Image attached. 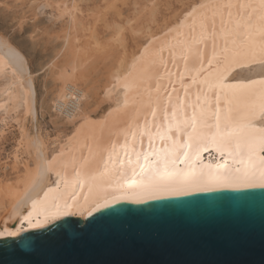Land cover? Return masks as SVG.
Segmentation results:
<instances>
[{
  "label": "bare ground",
  "instance_id": "bare-ground-1",
  "mask_svg": "<svg viewBox=\"0 0 264 264\" xmlns=\"http://www.w3.org/2000/svg\"><path fill=\"white\" fill-rule=\"evenodd\" d=\"M67 1L60 3L63 6L59 8L61 14L68 16L71 24L77 25L75 1ZM77 12L80 13L79 10ZM70 35L65 39L66 47L76 40ZM11 48V53L7 48L0 49V76L6 78L4 83L0 82L1 126L4 129L11 121L18 125L19 138L10 157L14 167L23 165L25 175L18 177L16 185L0 183V224L13 212L14 205L25 197V193L29 198L25 199L20 209L25 214L33 211V200L38 202L34 211L41 212L53 203L70 200L74 193H78L77 200L81 203L85 202V198L91 203L112 195L114 189L109 184H114L117 177L123 179L119 175L121 160L124 161L123 169L128 179L139 180L140 168L136 165H144L146 161L143 157L137 161L132 154V165L129 166L128 157L124 155L125 144L129 152L133 148L149 150L148 136H141L147 121L148 130L154 134L153 144L158 148L163 147L165 141H161L155 133L158 125L167 130L164 106H168L171 119L172 105H180V121L190 119L194 110L199 112L201 107L208 108L209 103L214 109L215 94L220 89L209 87L206 69L209 60H213V66L217 60L223 64L225 48L229 50V56L238 53L235 58L241 62L230 72L227 81L240 82L246 87L220 92L221 106L225 109L231 107L233 115L243 112L245 105L255 106L257 119L254 123H261L259 106L264 104V71L253 76L236 74L241 68L255 67L264 62V9L259 7V0H201L193 5L182 21H173L165 24L161 30L152 32L126 64L121 62L113 80L107 88L104 87L105 102L108 104L100 115H92L89 111L90 90L81 82L87 61L74 58L68 63L69 66L63 67L58 81H55L59 86L51 98L53 119L69 130L67 134L59 133L51 142L45 134L30 132L25 121L18 118L23 113L31 122L35 119V92L31 74L21 66H26L23 55L12 45ZM225 92L230 104L225 102ZM234 92L236 99H233ZM73 96L75 100L71 99ZM21 108L23 112L19 110ZM153 108H156L155 117L152 115ZM6 119L10 122L6 123ZM3 131L0 129V135H3ZM169 135L175 138V129ZM180 138L183 139L182 134ZM110 153L116 164L113 167L109 163L105 172L104 160L108 159ZM25 159H30L32 166H28ZM152 159L150 156L149 160ZM225 163L233 169L240 167L228 157L227 152L221 154L211 145L195 159L197 168L211 165L214 169L219 166L223 170ZM184 166L178 164L180 168ZM133 168L137 173L135 177ZM77 172L95 179L86 180L81 188L75 183Z\"/></svg>",
  "mask_w": 264,
  "mask_h": 264
},
{
  "label": "snow or ice",
  "instance_id": "snow-or-ice-1",
  "mask_svg": "<svg viewBox=\"0 0 264 264\" xmlns=\"http://www.w3.org/2000/svg\"><path fill=\"white\" fill-rule=\"evenodd\" d=\"M259 7L264 9V0H259ZM4 48L12 52L10 43L0 40V49ZM228 51L225 48L222 65L217 60L213 66V60H209V67L206 69L209 87L218 88L220 92L246 87L240 82L227 81L230 72L241 65L235 58L238 53L229 56ZM244 54L247 55L246 52ZM220 92L215 94L214 109L209 103L208 108L201 107L199 112L194 110L191 118L183 121L178 119L180 105H172L171 119L168 106H164L163 116L167 130L158 125L155 133L161 141H165L161 148L153 144L154 134L148 130L146 121L141 136H148L149 150L133 148L129 152L125 144L124 153L128 157L129 166L132 165V154L137 161L141 157L146 161L144 165H136L140 168V179L129 180L123 169L124 161L121 160L119 175L123 179L117 177L114 184H109V187L114 189L112 195L91 203L85 198V202L81 203L77 200L78 193H74L70 200L53 203L41 212L34 211L38 202L33 200V211H27L25 214L20 210L25 199L29 198L25 193V197L14 205L13 212L0 224V264H34V258L41 253L40 236L58 230L63 231L70 240L78 241L85 233L93 236H107L113 233L135 234L141 237L148 234L159 235L177 220L195 222L198 225L252 223L246 202L253 195L252 190H264V155H258L264 154V104L259 106L261 123L257 125L254 123L257 119L255 106L245 105L243 112L233 115L231 107L225 109L221 106ZM71 99L75 100L76 97ZM224 99L225 102L231 103L226 92ZM233 99H236L235 92ZM157 103L159 104V100ZM152 115L156 116V108L152 109ZM173 129L177 133L175 138L169 135ZM210 145L221 154L227 152L228 157L234 163L240 164V167L233 169L225 163L223 170L219 166L214 169L211 165L197 168L195 159ZM113 147L115 148V145ZM150 156L153 157L152 160H149ZM109 163L113 167L116 164L111 153L108 159L104 160L105 172L108 171ZM180 163L185 165L184 168L178 167ZM132 172L135 177V168ZM94 179L95 177H84L77 172L75 183L83 188L86 180ZM214 192H231L237 195L214 198L215 202L203 206L198 216H192L188 210L174 205L140 207L155 201ZM261 195L264 196V192ZM120 203H129L136 207L116 209L115 206ZM105 210L114 211L98 215ZM9 221L13 223L10 224ZM260 223L264 227V213L261 214Z\"/></svg>",
  "mask_w": 264,
  "mask_h": 264
},
{
  "label": "rangeland",
  "instance_id": "rangeland-1",
  "mask_svg": "<svg viewBox=\"0 0 264 264\" xmlns=\"http://www.w3.org/2000/svg\"><path fill=\"white\" fill-rule=\"evenodd\" d=\"M66 1L0 0V38L8 41L23 55L26 66H21L26 67L31 74L35 92V119L32 122L28 120L21 113L22 108L19 109L21 114L18 118L25 121L30 132L45 134L50 142L59 133L67 134L69 130L58 125L59 121L53 119L51 110V98L59 86L55 81H58L63 67L69 66L74 58L87 61H84L81 82L90 90L88 102H92L88 103L89 111L92 115H100L108 104L105 102L104 87L107 88L113 80L121 62L126 64L142 48L152 32L161 30L165 24L173 21H182L193 5L201 0H69L76 2L74 5L80 12L76 10L77 25L71 24L68 16L61 14L59 8L63 6L60 3ZM69 34L76 40L66 47L65 39ZM263 66L264 62L255 67L241 68L236 74L253 76L263 72ZM1 78L0 82L4 83L6 78ZM232 78L233 75L230 76ZM1 115L3 117L2 112L0 129L4 131L0 135V183L16 185L18 177L25 175L23 165L14 167L10 157L17 146L18 125L6 119V123H10L8 128L3 129ZM26 164L32 166L30 159Z\"/></svg>",
  "mask_w": 264,
  "mask_h": 264
},
{
  "label": "water",
  "instance_id": "water-1",
  "mask_svg": "<svg viewBox=\"0 0 264 264\" xmlns=\"http://www.w3.org/2000/svg\"><path fill=\"white\" fill-rule=\"evenodd\" d=\"M264 190L254 189L246 202L252 223L198 225L174 221L159 235L93 236L78 241L63 231L40 236L41 253L34 264H264ZM231 192L195 193L186 197L151 202L140 207L174 205L198 216L214 198L235 196ZM116 209L136 207L120 203ZM104 213L98 214L103 215Z\"/></svg>",
  "mask_w": 264,
  "mask_h": 264
}]
</instances>
